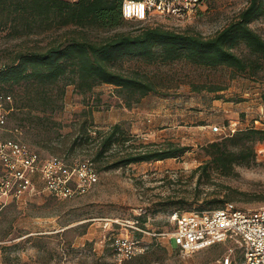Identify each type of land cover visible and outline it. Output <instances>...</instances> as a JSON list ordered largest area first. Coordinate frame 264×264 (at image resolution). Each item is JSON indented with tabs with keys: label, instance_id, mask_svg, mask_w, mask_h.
Returning <instances> with one entry per match:
<instances>
[{
	"label": "rangeland",
	"instance_id": "374dc122",
	"mask_svg": "<svg viewBox=\"0 0 264 264\" xmlns=\"http://www.w3.org/2000/svg\"><path fill=\"white\" fill-rule=\"evenodd\" d=\"M248 3L249 0H206L194 17H155L150 22L211 36L226 27ZM145 24L128 21L118 30H133ZM251 26L264 37V14L253 20ZM60 33L62 30L32 35L24 42L8 39L3 34L0 54L4 48H18L20 43L44 45L51 35ZM242 52L246 53L239 50ZM136 64L127 62L125 66L142 67L157 74L167 87L160 94H151L128 108L113 86L102 85L85 96L76 93L74 86H68L63 107L52 116L59 123L49 143L55 150L40 144L36 129L21 128V137L46 156L92 158L89 148L68 151L79 123L87 116L95 128L104 130L120 123L132 136L125 147L140 143L163 147L174 143L188 145L190 150L178 158L101 171L98 183L78 197L62 199L39 193L10 202L0 211V264H221L229 243L192 254L176 248L167 234L175 226L172 212L214 208L229 194L235 196L232 202L241 208L264 206V141L256 144V162L237 166L233 176H223L213 170L210 177L195 172L209 159L203 146L219 137L213 132V127L221 124L219 114L234 115L228 118L239 126L241 120L243 126L255 120H258L257 126L264 124V71L256 79L242 75L231 79L227 69L197 67L185 62L159 66ZM194 83L228 84V89L220 94H199L192 91ZM11 91L17 96L21 88L14 86ZM215 95L223 98L212 106ZM223 99L233 100L230 111L212 110V107L223 108ZM18 125L17 118L10 119V129ZM69 152L73 154L68 156ZM140 211L148 232L152 233L141 238L145 251L153 248L152 242L158 241L159 245L149 253L119 263L111 239L127 236L131 230L128 222L136 220ZM157 232L165 234L153 235ZM240 253L237 248L238 264H243Z\"/></svg>",
	"mask_w": 264,
	"mask_h": 264
},
{
	"label": "trees",
	"instance_id": "16d2710c",
	"mask_svg": "<svg viewBox=\"0 0 264 264\" xmlns=\"http://www.w3.org/2000/svg\"><path fill=\"white\" fill-rule=\"evenodd\" d=\"M122 4L123 0H0V38L5 34L8 39L24 42L32 35L62 30L51 35L44 45L20 43L18 48L7 47L0 54V90L12 94V87L21 88L17 96L13 95L15 110L10 119L17 118L20 128L36 129L40 144L52 151L55 147L49 145L51 134L59 126L52 116L63 107L68 86H74L75 92L84 96L102 85L113 86L128 108L167 87L157 74L142 67L127 68V62L147 66L185 62L197 67L227 69L231 79L240 75L256 79L264 71V37L251 26L253 20L264 14V0H249L226 27L211 36L178 31L150 20H128L123 16ZM128 21L146 24L133 30H118ZM227 89L228 84H192V91L199 94H220ZM221 98L222 95H215L213 100ZM241 122L234 133L219 135L217 140L203 146L209 159L195 172L210 177L213 170L233 176L237 166L256 162V144L264 141V128L254 122L243 126ZM131 138L120 123L104 130L95 128L86 116L79 123L68 151L79 147L91 149L89 159L100 173L133 163L178 158L190 150L188 145L174 143L163 147L143 143L125 147ZM64 157L69 161L80 158ZM234 199L229 194L219 206ZM136 221L148 231L143 214ZM136 234L141 238L144 233L136 231ZM114 239L111 241L116 255ZM152 244V249L131 259L153 251L159 242Z\"/></svg>",
	"mask_w": 264,
	"mask_h": 264
},
{
	"label": "built area",
	"instance_id": "2783aa9c",
	"mask_svg": "<svg viewBox=\"0 0 264 264\" xmlns=\"http://www.w3.org/2000/svg\"><path fill=\"white\" fill-rule=\"evenodd\" d=\"M206 0H123L122 13L128 20H150L155 17L188 19L194 17ZM15 99L0 90V211L10 202L27 196L49 193L60 198L86 194L99 181V172L91 159L43 155L22 137L19 126L9 128ZM258 120H255L256 125ZM238 124L215 125L218 135L234 133ZM257 126V125H256ZM264 128V124L257 126ZM139 214H142L141 211ZM175 226L168 236L185 254L207 247L229 243L221 264H238L240 249L243 264H264V206L241 208L234 202L210 209L175 210L171 214ZM127 236L115 237L113 245L119 263L145 251L142 237L136 231L152 234L131 221ZM165 233H153L160 236Z\"/></svg>",
	"mask_w": 264,
	"mask_h": 264
},
{
	"label": "crops",
	"instance_id": "0c3cea01",
	"mask_svg": "<svg viewBox=\"0 0 264 264\" xmlns=\"http://www.w3.org/2000/svg\"><path fill=\"white\" fill-rule=\"evenodd\" d=\"M222 99V98H221ZM221 99H215V100H213V103H212V106H216L215 104H216V101H218V100H221ZM222 101H225L224 103L225 104H222V107L223 108H220V109H218V108H215V107H212V110H216V112H219V111H222V110H228V111H230L229 109L232 107V102H233V100H228V99H223ZM230 101H232V102H230ZM221 105V104H220ZM244 116V113L242 114V117ZM247 116V115H246ZM219 120H220V123H224V122H229L230 120H229V118L228 117H230V118H232V117H234V115L231 117L229 114H226L225 112H224V114H219ZM241 120V119H240ZM242 121V120H241Z\"/></svg>",
	"mask_w": 264,
	"mask_h": 264
}]
</instances>
